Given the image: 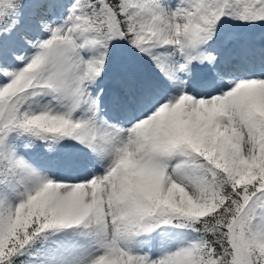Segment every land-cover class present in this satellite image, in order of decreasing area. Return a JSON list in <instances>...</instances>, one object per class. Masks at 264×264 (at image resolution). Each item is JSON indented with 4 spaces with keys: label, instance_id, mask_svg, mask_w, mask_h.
<instances>
[{
    "label": "snow or ice",
    "instance_id": "snow-or-ice-1",
    "mask_svg": "<svg viewBox=\"0 0 264 264\" xmlns=\"http://www.w3.org/2000/svg\"><path fill=\"white\" fill-rule=\"evenodd\" d=\"M0 264H264V0H0Z\"/></svg>",
    "mask_w": 264,
    "mask_h": 264
}]
</instances>
